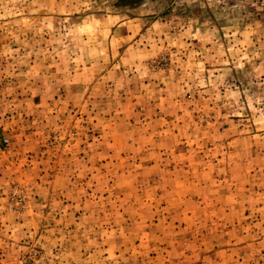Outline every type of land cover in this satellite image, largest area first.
Listing matches in <instances>:
<instances>
[{
	"label": "rangeland",
	"instance_id": "obj_1",
	"mask_svg": "<svg viewBox=\"0 0 264 264\" xmlns=\"http://www.w3.org/2000/svg\"><path fill=\"white\" fill-rule=\"evenodd\" d=\"M0 264H264V0H0Z\"/></svg>",
	"mask_w": 264,
	"mask_h": 264
}]
</instances>
